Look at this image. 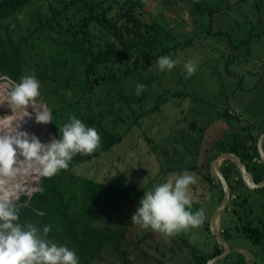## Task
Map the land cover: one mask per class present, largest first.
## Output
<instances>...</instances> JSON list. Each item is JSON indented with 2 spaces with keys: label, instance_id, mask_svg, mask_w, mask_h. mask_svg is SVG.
I'll return each instance as SVG.
<instances>
[{
  "label": "rangeland",
  "instance_id": "1",
  "mask_svg": "<svg viewBox=\"0 0 264 264\" xmlns=\"http://www.w3.org/2000/svg\"><path fill=\"white\" fill-rule=\"evenodd\" d=\"M128 1L102 0L104 7L109 5L112 7V12L107 15L110 22L113 21V14L118 6L122 4L128 6ZM193 1L195 2L137 0L139 4L135 8L139 10L135 11L141 15L143 21L157 22L172 28L169 44L165 43L163 48L152 52L154 55L152 60L137 57L134 51H130L125 60L111 66L107 63L105 69L111 70L109 77H112V80L104 76L106 71H103V68L97 67L88 75L90 80L92 78L96 80L94 89L90 88L91 91L89 89L85 95L84 90L79 86H76L78 90L63 88L59 93L49 92L52 83H43L36 77L35 64L44 65L45 68L52 65L60 76L72 72L69 70L70 67L77 69L76 66L80 64L72 57L65 63L54 65L52 62L54 55L57 56L56 58H61L60 53L65 54L66 50L58 51L54 47L50 53L43 55V60L38 57V53L26 49L25 43L29 40V33L35 28L43 29L49 23L50 15L54 13V8L59 3L58 0H0V3H4L7 7L5 17L0 20V24L5 26L0 30L1 39L6 43L10 40L17 42L23 39L21 45H24L22 48L31 67L22 76H35L40 82V87H47L45 91L48 92L38 97L37 105L42 104L51 110L52 121L42 124L41 141L47 142L56 137L58 128L72 115L80 118L86 125L94 126L101 136L100 143L104 137L103 129L120 137L116 144L106 150L100 151L99 144L90 153L91 157L88 161L72 167L71 171L78 177L116 185L123 190L116 207L111 208L108 216L100 217L97 225L100 227L108 225L123 235L122 250L127 252L133 264H156L157 260H161L162 264H183L191 260V252L186 246L181 245L182 240L195 246L201 253L212 252L216 240L208 232L210 221L208 214L211 205L221 198L222 192L219 189L216 191L209 189L207 175L213 176L210 162L221 149L216 150V147L223 144L217 139L218 130L213 129V134L209 131L211 125L216 128L215 122H212L216 119L213 118L214 114L219 113L227 102L231 104V98H244L243 104L246 100L247 102L255 100L251 103V110H258L264 114V86L259 90H255L257 86H254L261 79L264 80V0ZM208 4L213 8H219L220 12H214L212 16L208 13L198 14L200 7L204 9ZM60 8L61 5H58L57 9ZM71 12L68 10V16H71ZM61 13L67 14L65 10ZM83 15L74 13V18L81 22ZM62 20L71 29L73 28V21H70L66 15ZM209 22L211 25L208 27L212 32L222 31L232 41L243 34L242 40L246 41L249 33H252L250 36L252 39L258 36L260 41L251 44L249 48L240 46L236 54H230L229 51H236L224 48V46L230 47L228 36L203 35L208 28L205 26ZM75 25L80 24L75 23ZM90 30V39L93 42H101L94 37L102 32L101 28L92 26ZM200 32L202 34H199L200 36L189 46L183 48V44L182 47L169 52L168 46H172L177 40L184 42ZM106 34L109 41L116 38L113 31H108ZM64 40L68 41L65 37ZM240 41L238 40L237 43ZM52 46L55 45L52 43ZM105 46V42L100 43L101 49ZM35 50L38 49L35 47L33 51ZM163 54L176 60L171 70L158 68L156 59ZM242 59L246 61L242 62ZM188 60L196 64V71L186 77L183 65ZM232 60L240 63L232 64ZM132 64H135L134 68ZM86 69L87 67L80 65L77 76L85 78ZM18 81L0 72V90L4 88L5 82L11 84L9 87L6 85L8 89L5 94H0V101L6 99L13 82ZM137 83L146 86L139 95L135 91ZM253 86L254 88L250 89ZM52 108L58 111L56 123L53 121ZM29 111H32L31 107ZM18 114L16 113V116ZM12 116L7 104L0 103V130H6L8 119ZM32 118L34 120V115ZM90 120L92 121L89 122ZM183 170H188L196 178V182L190 185L189 191L192 210H203L202 223L171 236L140 229L131 223V215L138 207L144 191L169 178H174ZM250 171L255 174L257 169L252 168ZM41 179L42 177L29 178V182L38 185ZM240 186H236L235 190L230 188L231 197L224 209L225 212L232 209L231 212L235 213L232 214L235 217L238 215L237 224L241 226L243 222L246 230L248 225L257 226V222H261L260 228H262L264 187L246 192ZM31 194L22 193L18 201H22L24 195L29 198ZM234 196L236 203L233 202ZM212 197H216L215 201ZM24 204L28 205V200L19 205ZM228 218L223 216L222 220L225 219L226 222L224 221L222 228ZM218 227H220L219 222ZM230 229L231 236L233 232L238 233V229ZM239 234L240 237L233 243H238L244 248V255H248L246 250H249L251 255L253 253L252 259L256 264H264V239L261 243L254 244L248 238L247 231ZM231 239L227 240L233 246ZM162 252H166L164 256L161 255ZM117 256L115 250L109 247L90 264H120L122 260Z\"/></svg>",
  "mask_w": 264,
  "mask_h": 264
},
{
  "label": "trees",
  "instance_id": "2",
  "mask_svg": "<svg viewBox=\"0 0 264 264\" xmlns=\"http://www.w3.org/2000/svg\"><path fill=\"white\" fill-rule=\"evenodd\" d=\"M129 1L128 6L126 4L118 6L113 14L114 19L110 22L107 15H109V12H112V7L111 5L104 7L102 0H58V5H61V8L57 9L58 5L54 8V13L50 15L49 23L43 29L35 28V30L29 33V40L25 43L26 49L38 53V57H41L43 60V55L48 52L50 53L52 48L55 47L58 51L59 49H64L67 52L65 51V54L60 53L61 58L53 56L52 62L54 65L56 63L68 62L69 58L72 57L78 64L84 68L87 67V69L84 72L85 78L76 74L80 65L76 66L77 69L70 67L69 70L72 72L60 76L57 73V69L55 67L52 68V65L49 68H45L44 65L35 64L36 77L43 83H52L49 92L59 93L63 88L77 89L76 86H79L84 90L86 95L90 88L94 89V84L96 83L94 78L91 80L88 78L89 72L95 71L97 67L103 68V71H106L104 76L112 80V77H109L111 70L105 69L107 63L111 66L125 60L130 51H134L137 57L152 60L154 58L152 52L158 48H163L165 43L169 44V34L172 28L157 22L146 23V21L141 19V15L135 11L139 10L135 8L139 4L137 0H132L130 3ZM218 1H216L217 5ZM192 2L195 1L192 0ZM217 5L216 7H218ZM6 8L4 3H0V20L6 15ZM204 9L207 10L205 11ZM204 9L200 7L198 14L208 13L209 16H212L214 12H220L219 8H213L210 4ZM63 10L67 14H62L61 11ZM68 10L72 11V17L68 16ZM74 13L76 15L84 14L81 22L79 19L74 18ZM65 15L70 21H73L72 29L62 20ZM75 23H79L80 25L77 26ZM210 25L211 23L209 22L205 27ZM92 26H99L101 28L102 32L99 35H94V37L101 42H105V48H100L101 42H93L90 39L89 34ZM1 27L5 26L0 24V30ZM108 31H113L116 35L113 41L107 40L106 33ZM202 32L195 36L192 35L193 37L191 36L184 42L177 40L172 46H168L169 52L182 47L183 44V48L189 46ZM251 34H248L246 41L237 44L229 39L230 48L235 51L240 46L249 48L251 44L260 41L258 36H256V39H252L250 37L252 36ZM203 35H206V37L209 35L222 36L226 35V33L222 31L212 32L210 27H208ZM64 37L68 41H65ZM22 42L23 39L21 38L17 42L10 40L6 43L0 37V72L8 74L15 80H19L23 73L31 67L23 51L22 46L24 45H21ZM52 43L55 46H52ZM35 47L38 50L33 51ZM221 58L223 57L221 56ZM227 63H230L229 60ZM134 66L135 64H132V68ZM46 88V86L40 87V96L48 92L45 91ZM52 112L53 121L56 123L58 111L52 108ZM103 132L104 137L102 143H100V151L110 148L120 140L119 136H115L111 132H107L104 129ZM56 133L58 135V132ZM90 157V153H77L69 162L67 169H62L51 177H42L41 182L38 184L41 190L33 192L29 198H26L27 196L24 195L21 199L22 201L17 202L19 212L18 222L21 225L26 223L34 224L38 229L42 228L45 224L51 225L48 238L58 244H67L68 247L72 248L79 257V264L92 263L109 247L114 249L118 255L117 257L122 260L120 264H133V261L127 256V252L122 250L121 240L123 235L108 225L105 227L97 225L98 220L101 219L100 217L108 216L111 213V208L116 207L117 201L121 198L120 193L123 190L116 185H108L92 179L78 177L71 171L72 167L88 161ZM248 160L251 161L252 157H248ZM258 167V164L254 165L253 169L258 170ZM234 169L236 170L229 163L224 164L222 167V173L227 182ZM207 179L209 182L212 180L210 174L207 175ZM241 183V180H239L236 182V186ZM229 187L232 188L231 185ZM25 200H28V205H19ZM234 201L236 203V196H234ZM242 224L244 228L245 224L243 222ZM247 229L248 231H246L252 235V238L258 239L259 235L264 234V230L258 228L252 230V228H249V225ZM226 233V229L221 231V234L225 238L227 236ZM176 244L178 245V242ZM181 245L186 246L191 252V260L183 264H205L210 258L222 251V248L216 241L214 250L211 253H201L195 246L187 243L185 240H182ZM165 253L162 252L161 255L164 256ZM156 264H162V261L157 260Z\"/></svg>",
  "mask_w": 264,
  "mask_h": 264
},
{
  "label": "clouds",
  "instance_id": "3",
  "mask_svg": "<svg viewBox=\"0 0 264 264\" xmlns=\"http://www.w3.org/2000/svg\"><path fill=\"white\" fill-rule=\"evenodd\" d=\"M160 70H171L176 60L168 55L157 57ZM185 76L196 71V64L188 60L183 65ZM146 86L137 83L139 95ZM40 82L35 76H21L13 82L6 103L13 115L6 130H0V264H79L76 252L67 244L48 238L51 225L37 228L34 224L18 222V203L22 193L40 191L29 178L51 177L69 167L77 153H92L101 136L94 126L86 125L72 115L58 128V135L47 142L21 130V121L32 117L37 123L52 121L51 110L37 105ZM31 107L32 111H29ZM196 178L188 170L176 174L150 190L144 191L139 205L131 215V223L140 229L174 235L198 226L204 219L202 209L192 210L190 185Z\"/></svg>",
  "mask_w": 264,
  "mask_h": 264
},
{
  "label": "crops",
  "instance_id": "4",
  "mask_svg": "<svg viewBox=\"0 0 264 264\" xmlns=\"http://www.w3.org/2000/svg\"><path fill=\"white\" fill-rule=\"evenodd\" d=\"M242 37L244 38V34H243V36L235 37L236 40H234V41H232V39L230 37H229V39L232 42L237 44L238 40H241L240 43L243 42ZM208 39H209V37H208ZM230 40H228V42ZM224 48L230 49V47H227V46H224ZM229 52H230V54H233V53L236 54L237 53V51L236 52L229 51ZM248 55H249V53H248ZM244 61H246V60L242 59V62H244ZM238 63H240V61L232 62V64H238ZM263 71H264V69H263ZM254 86H257L255 90H259L262 86H264V80L261 79ZM254 86L251 87L250 89H253ZM233 99H235V100H233ZM243 99L244 98H231V102H232L231 104H229L227 102L225 104L226 106L223 107V109H221L219 113L215 112V114H214L215 117H213V118H216V119L212 122H215L214 126H216V128L213 127V125H211V128L209 131L211 132L210 134H213V129L218 130L219 136L217 137V139L223 143L222 146L216 147V150L221 148L220 151H218V154H220L222 152H231V153L236 154L240 158L242 163L245 165L246 169L252 175V181L255 183H260L264 179V172L261 173L262 171H264V163H263L262 158L260 157V154L258 152L257 143H258V139H259L260 135L264 133V114L258 112V110H251V107H252L251 103L254 102L255 100L248 101V102L246 100V102L243 104ZM255 99L258 100L259 98H255ZM212 142H213V140H212ZM262 147L264 150V138L262 140ZM216 156L213 159H215ZM248 157H252V160L249 161ZM226 163H229V164L233 165L234 168H236L234 162L229 158L222 159L219 162V167L220 166L223 167L224 164H226ZM257 164L259 166L258 170L255 174H253L252 171H250V170L254 167V165H257ZM210 168H211V162H210ZM211 175H213V176L211 177L212 180H210V182H209V186H210L209 189L211 191H216V189H219L222 192V187H221L220 181L218 182L217 178L214 176V174L212 172V168H211ZM229 178H230L228 180L229 186L231 185L232 188H234V190L236 188V182H238L239 180H241V182H242L240 184L241 185L240 187L244 188L246 192H249V190H251V189H261L262 187H264V185H263L260 188H248L245 185V183L243 182L237 168H236V170L234 169L231 172V175ZM242 196H244V194ZM217 197H218V195H217ZM212 198H213L212 200L215 201L216 197H212ZM221 199L222 198L217 199L218 201H216V203L214 201H213L214 203L212 202L213 204L211 205V209H210V212L208 214L210 218H211V215L213 214L214 210L216 209V207L220 203ZM225 211L226 210H224V212L222 214H220V216L218 218L219 226L221 227V229H220V227H217V228H218V231L220 232L221 237L225 241L228 242L227 239L232 238L231 240L233 243L234 241H237L238 237H240L239 232L245 233L246 229H244L242 227L243 224H241V226H239L237 224L236 219H237L238 215H236V217H235L233 215L234 214L233 212H231V211L225 212ZM224 215L226 217H229V218L227 221L228 224L225 223L226 225L222 228V224L224 225V221L226 219L225 218L224 220H222ZM234 222L236 224H234ZM257 223H258L257 226L252 227L250 225L249 228H252V230H254L256 228L261 229L260 228L262 226L261 222H257ZM230 228L238 229V233L233 232V234L231 236L230 233H232V231L231 232L229 231V230H231ZM223 229H227L226 238L223 237V234H221V230H223ZM261 230H264L263 227ZM247 231H248V229H247ZM208 232L212 235L210 230H208ZM247 236H248V238L251 239L252 243H254V244H259L264 239V234L259 235L258 239L255 237L252 238L251 237L252 235L249 232H247ZM214 240H215V238H214ZM228 244L230 246V251L227 254V256L219 259L214 264H256V261L252 259V255H254V254L252 253V255H251L249 253V250H246V251H248L247 252L248 255L246 256V255H244V252H243L244 248L242 246H240L238 243L237 244L233 243V246L229 242H228ZM213 250H214V245L212 248V252H213Z\"/></svg>",
  "mask_w": 264,
  "mask_h": 264
},
{
  "label": "water",
  "instance_id": "5",
  "mask_svg": "<svg viewBox=\"0 0 264 264\" xmlns=\"http://www.w3.org/2000/svg\"><path fill=\"white\" fill-rule=\"evenodd\" d=\"M263 138H264V133L261 134L259 139H258L257 148H258V152L260 154V157L262 158V161L264 163V150L262 147ZM224 158H229L234 162L237 170L239 171V174H240L243 182L245 183V185L248 188H260L264 185V179L260 183H255L252 181V175L246 169L245 165L242 163L240 158L234 153L222 152V153L218 154L216 156V158L211 161L212 172H213L214 176L220 181L223 193H222V199H221L220 203L218 204V206L214 210L213 214L211 215V218L209 221V230L212 233V235L214 236L217 244L222 248V251L218 255L210 258L205 264H214L219 259L227 256V254L230 251L228 244L221 237L220 232L218 231V228H217L218 227V224H217L218 218H219L220 214L223 213V211L226 208L227 204L229 203V200L231 197V192H230L228 182H227L225 176L223 175V173L219 167V162Z\"/></svg>",
  "mask_w": 264,
  "mask_h": 264
},
{
  "label": "bare ground",
  "instance_id": "6",
  "mask_svg": "<svg viewBox=\"0 0 264 264\" xmlns=\"http://www.w3.org/2000/svg\"><path fill=\"white\" fill-rule=\"evenodd\" d=\"M6 85L9 87L11 84H10V82H5L4 88H2L0 90V94H3V93L5 94L6 93V90L8 89V87ZM12 115H15L16 116V113H14V114L12 113ZM19 115L20 114H18L17 116H19ZM32 117H25L21 121V125H20L21 126V130H24V131L28 132L29 134H34V135H36L41 140L42 124L41 123H37V122L35 123V121L33 120ZM10 118H12V117H10ZM8 120H10V119H8ZM34 128L37 129V130L34 131L35 130Z\"/></svg>",
  "mask_w": 264,
  "mask_h": 264
}]
</instances>
